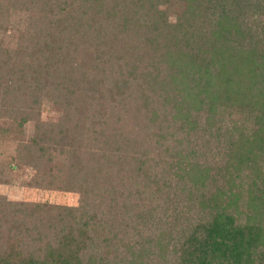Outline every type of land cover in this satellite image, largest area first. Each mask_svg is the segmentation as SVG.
Masks as SVG:
<instances>
[{"label": "trees", "instance_id": "1", "mask_svg": "<svg viewBox=\"0 0 264 264\" xmlns=\"http://www.w3.org/2000/svg\"><path fill=\"white\" fill-rule=\"evenodd\" d=\"M0 119L79 196L0 198V264H264V0H0Z\"/></svg>", "mask_w": 264, "mask_h": 264}, {"label": "rangeland", "instance_id": "2", "mask_svg": "<svg viewBox=\"0 0 264 264\" xmlns=\"http://www.w3.org/2000/svg\"><path fill=\"white\" fill-rule=\"evenodd\" d=\"M177 11V8L173 9ZM170 12L169 20H173V14ZM15 40V33L12 31H7L3 39L1 40L2 45L12 46ZM60 113V109L57 104L53 101L42 98L40 100L38 106V119L39 121H55L58 118ZM2 119H0V124L2 123ZM8 120H5V122ZM33 133V121H27L21 131L17 134L16 139L19 142H27L31 139ZM5 139L4 142L0 143V166H2L4 170L3 178L7 179L8 182L0 183V198L9 201H26L30 203L40 202L47 203L52 205H62V206H75L78 202V194L76 192L71 191H59L54 189H47L45 187H36L35 184L32 183V177L34 176L35 171L21 160L17 159L16 152L14 150L15 140ZM212 149V148H211ZM209 154V153H208ZM14 158L15 161H10V157ZM7 162L12 163V168L7 170L8 167L5 165ZM53 163L47 162L42 164L41 171L47 170ZM1 168V167H0ZM29 221H32L29 219ZM137 229V228H136ZM142 229V228H141ZM138 233L133 234L134 231L128 230L126 237L129 235L133 237L131 239L135 240L139 239V235L145 236L149 230H153L147 228L146 225L142 230L138 229ZM46 238V236H45ZM43 238V239H45ZM124 238V237H123ZM27 244L32 245L31 241L26 242ZM24 243V244H26ZM26 246H21V250H25ZM101 249V247H99Z\"/></svg>", "mask_w": 264, "mask_h": 264}]
</instances>
